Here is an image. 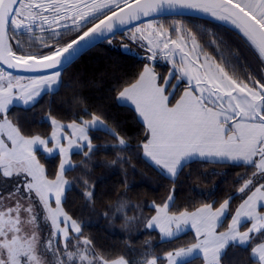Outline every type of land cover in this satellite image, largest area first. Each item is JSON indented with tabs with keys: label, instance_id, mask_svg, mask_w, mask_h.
Here are the masks:
<instances>
[{
	"label": "snow or ice",
	"instance_id": "6c2138e0",
	"mask_svg": "<svg viewBox=\"0 0 264 264\" xmlns=\"http://www.w3.org/2000/svg\"><path fill=\"white\" fill-rule=\"evenodd\" d=\"M165 10L197 12L230 25L248 55L264 70V0H0V66L46 73L26 79L0 68V176L20 178L8 193L15 204L4 205L0 195V264H130L124 256L109 259L96 250L94 242L82 236L81 225L62 207L70 186L65 173L73 167L72 150L87 148L85 157L95 150L89 129L102 128L117 141L113 147L118 149L126 147L125 139L104 128L105 121L95 113L66 126L52 119L50 137H29L9 119L8 112L14 102L29 105L44 89L51 91L58 85L59 69L82 42ZM173 29L174 37L172 30L151 20L129 29V39L140 42L149 53L146 59L153 62L146 63L117 96L118 101L134 106L143 121V156L173 178L186 161L195 158L254 170L251 177L240 176L237 181H242L238 188L242 202L225 231L217 229L226 218L232 196L217 208L205 203L195 211L177 214L169 211L174 201L170 194L163 205H154L155 215L146 226L159 229L162 239L176 238L183 226L190 225L194 231L193 243L166 253L167 264H190L187 258L197 254L203 264H222L229 246H247L255 234L262 240L251 247L250 259L252 264H264V182L256 180L264 179V80L251 72L246 78L237 74L239 49L232 52L214 36L217 50L228 52V58L222 54L217 60L204 50L194 30L181 24ZM69 34L75 38L60 43ZM25 36L29 46H41L39 55L14 50L12 41L23 48L19 37ZM158 57L171 65L163 83L154 70ZM181 83L183 92L173 103ZM38 148L48 155L58 153L54 179L37 159ZM84 194L89 200L93 197L92 191ZM38 207L43 208L44 222L50 227L47 237L39 231ZM245 222L250 226L241 231ZM141 264H158V258L152 256Z\"/></svg>",
	"mask_w": 264,
	"mask_h": 264
},
{
	"label": "trees",
	"instance_id": "16d2710c",
	"mask_svg": "<svg viewBox=\"0 0 264 264\" xmlns=\"http://www.w3.org/2000/svg\"><path fill=\"white\" fill-rule=\"evenodd\" d=\"M192 19L204 23V30L194 31L200 43L206 46L205 51L217 60L222 54L228 58V52L218 51L212 43L215 36L217 40L226 42L232 52L239 49L240 59L235 69L238 75L246 78L251 72L264 80V70L248 55L236 33L214 22ZM130 34L126 30L85 51L61 72L56 90L44 93L29 107L10 108L8 117L18 125L23 135L46 138L52 119L61 123L79 122L90 119L95 113L105 121L109 132H116L124 138L126 147L118 149L113 147L117 144L113 136L102 129H89L95 150L90 157L84 155L87 148L72 155L73 167L65 173L70 186L65 192L62 207L81 225L82 236L90 238L95 249L102 250L109 259L124 256L130 264H141L142 260L155 256L158 264H167L164 259L166 253L190 245L195 235L187 231L176 238L161 240L156 230L146 226L155 212L154 205H163L172 194L174 201L169 211L178 214L184 210H195L205 203L216 208L232 196L228 215L217 229L218 232L225 231L232 214L242 202L238 193L242 181H237L240 176L251 177L254 169L235 166L231 162L193 160L185 163L176 178L171 179L145 160L141 148L145 139L144 125L131 107L117 102L116 96L123 87L134 82L146 60L109 45L111 41L134 46L135 43L129 39ZM19 39L24 44L23 48L12 41L18 54H40L36 45L29 46L26 36ZM155 67L164 69L161 65ZM37 159L44 166L46 175L54 179L58 157H45L37 152ZM3 178L0 176L1 181ZM256 180L264 182L260 177ZM86 190L93 192L91 200L85 196ZM246 228L247 223L241 230ZM261 240V236L255 234L247 246H229L222 264H252L251 247ZM188 261L190 264H203L199 256Z\"/></svg>",
	"mask_w": 264,
	"mask_h": 264
},
{
	"label": "rangeland",
	"instance_id": "374dc122",
	"mask_svg": "<svg viewBox=\"0 0 264 264\" xmlns=\"http://www.w3.org/2000/svg\"><path fill=\"white\" fill-rule=\"evenodd\" d=\"M154 22H156L157 24H163L166 28H169L170 30H172V35H173V37L175 36V32H174V29H173V26L175 25V24H181V25H183V26H185V27H187V28H189V29H192V30H194V29H198V31H201V30H204V23H201V22H199V21H197V20H192L191 19V21H187V23L186 22H184V20H181V21H179V20H172V19H156V20H153ZM147 23V22H146ZM145 24V23H144ZM143 25V24H142ZM130 36V35H129ZM28 39V38H27ZM132 41V40H131ZM109 45L110 46H112L113 48H116V49H119V50H122V51H124V52H128V53H131V54H133V55H135V56H138V57H143L145 60H146V63H153V62H150V61H148L147 59H146V57H147V55L149 54V53H147L146 51H145V48L144 47H141V44H140V42H136L135 43V45L134 46H128V45H126L127 47H125V46H123V45H120V44H115V43H110L109 42ZM145 63V64H146ZM157 65H161L162 67L164 66V69H159V68H156L155 66H157ZM145 66V65H144ZM170 68H171V65H169V64H167L165 61H163L162 59H160L159 57L157 58V60L154 62V70H155V72L158 74V76H159V78H160V82L161 83H163V80H164V78L168 75V73H169V70H170ZM172 83L173 84H175L176 83V80L175 79H173L172 80ZM180 85H182V86H184V84L183 83H181ZM183 89L184 88H181V89H177V91H176V96H175V98L173 99V103L175 102V99H178L179 98V95L183 92ZM169 91H171V89L169 88ZM119 93V92H118ZM118 93H117V96H118ZM117 96H116V100H117ZM117 102L119 103V104H122V105H127V106H129V107H131L134 111H135V108H134V106H132V105H130L129 103H127V102H123V101H118L117 100ZM136 112V111H135ZM137 114V113H136ZM137 116H138V114H137ZM138 118L140 119V121L143 123V121L141 120V118L138 116ZM142 154H143V150H142ZM144 157V156H143ZM145 158V157H144ZM145 160L146 161H148L147 160V158H145ZM193 160H205V159H200V158H195V159H192V160H189V161H186L185 163H187V162H190V161H193ZM152 166H154L156 169H158L160 172H162L165 176H167L168 178H171V179H175V178H173V177H170V176H168L167 174H165L164 172H163V170L162 169H159V168H157L155 165H153L150 161H148ZM232 163V162H231ZM179 171V170H178ZM178 174V173H177ZM177 176V175H176ZM2 177V176H1ZM20 178L19 177H16V176H13V177H4L3 179H2V181L0 180V195H2L3 197H4V201H3V203H4V205H6V206H10V205H13V204H15V202H16V200H15V198H12V199H9L8 198V193L9 192H11L13 189H14V187H15V185H16V181H18ZM39 202L37 201V204H38ZM201 207V206H200ZM219 207V206H218ZM199 208V207H198ZM217 208V207H216ZM197 209V208H196ZM195 209V210H196ZM195 210H192V211H195ZM38 211H39V213H40V215H39V217H38V223H39V231L41 232V235L43 236V237H47V235H48V233L50 232V227H49V225H47V224H45V222H44V219H43V208L42 207H38ZM234 213H235V211H234ZM234 213L232 214V215H234ZM153 215H155V212H154V214ZM228 215V213L226 214V216ZM224 220V219H223ZM231 222V218H230V221L228 222V223H230ZM184 227V231H182L178 236H180V235H182L183 233H185V232H187V230H190L191 229V227H190V225H188V226H183ZM148 228V227H147ZM148 229H151V230H156L158 233H159V236H160V238H161V234H160V232H159V229H156V228H148ZM194 234V233H193ZM161 240H170V239H167V238H161Z\"/></svg>",
	"mask_w": 264,
	"mask_h": 264
},
{
	"label": "water",
	"instance_id": "95a60500",
	"mask_svg": "<svg viewBox=\"0 0 264 264\" xmlns=\"http://www.w3.org/2000/svg\"><path fill=\"white\" fill-rule=\"evenodd\" d=\"M173 16L189 17V18H195V19H199V20L214 22V23L221 25V26L225 27L226 29L237 34L236 30L232 29L230 25H226V24H223L222 22L215 21V20L211 19L210 17L204 16L201 13L187 11V10H178L175 12L165 10L164 12L156 13L151 17H142L140 21L133 22V24H131V25L117 26V28L114 29V31L112 33H108L105 36H97V37L92 38L89 41L82 42L80 47H79V50L73 55V57L71 58V60L69 62L65 63L59 69V71L62 72L63 70H65L70 64H72L85 51L89 50L90 48H92V47H94L100 43H103V42L111 39L112 37H114L116 35H119V34L125 32L126 30H129L130 28H133L135 26H139L143 23L148 22L149 20L152 21V20H156V19H162V18L173 17ZM0 68H3V70H6V71L12 72V74L15 76H23L25 78L46 74V73L16 71L13 69H7L6 66H0Z\"/></svg>",
	"mask_w": 264,
	"mask_h": 264
},
{
	"label": "crops",
	"instance_id": "0c3cea01",
	"mask_svg": "<svg viewBox=\"0 0 264 264\" xmlns=\"http://www.w3.org/2000/svg\"><path fill=\"white\" fill-rule=\"evenodd\" d=\"M26 79H27V78H26ZM59 83H60V82H59ZM58 86H59V84L53 86V88H52L51 91H49L48 89H44V90L41 92V95H43L44 93L52 92V91L56 90V89L58 88ZM41 95H40V96H41ZM40 96H39V97H40ZM39 97H37V99H38ZM37 99H36V100H37ZM33 103H34V102H33ZM33 103H31V104H29V105H24L23 102H14L13 105L10 106V108H12V107H14V106L29 107V106H31ZM10 108H9V109H10ZM60 123H61V122H60ZM70 123H71V122H70ZM50 124H51V121H50ZM61 124H63V125L66 126L68 123H61ZM103 127L106 128V125L104 124ZM95 129H102V128H95ZM51 132H52V124H51V130H50V133H49V135H48L46 138L50 137ZM49 147H51V144H49ZM37 152L41 153V154L44 155L45 157H53V156H57V157H58V167H57V170H58V168H59V162H60V157H59L58 153H54L53 155H48L47 153H45V152L43 151L42 148H38ZM80 152H82V151H79V150H77V149H73V150H72V155H74V154H76V153H80ZM72 155H71V160H72ZM72 165H73V163H72ZM70 169H71V168H70ZM70 169H69V170H70ZM66 172H67V171H66ZM65 179H66V178H65ZM65 192H66V191H65ZM64 196H65V194H64ZM63 200H64V197H63V199H62V202H63ZM51 204H52V207H55V199H54V197L52 198ZM245 223H247V227L250 226V222H245ZM245 223H244V224H245ZM245 230H246V229H245ZM187 231H190V232L194 233V231H193L192 229L187 230ZM241 231H242V230H241ZM73 234H74V233H73ZM74 235H75V234H74ZM194 235H195V233H194ZM198 256L202 258V256H200V255L197 254V255H194L193 257H189V258H187V260L192 259V258H195V257H198Z\"/></svg>",
	"mask_w": 264,
	"mask_h": 264
},
{
	"label": "flooded vegetation",
	"instance_id": "af4514ba",
	"mask_svg": "<svg viewBox=\"0 0 264 264\" xmlns=\"http://www.w3.org/2000/svg\"><path fill=\"white\" fill-rule=\"evenodd\" d=\"M168 18L172 19V20H179V21L184 20V22H186V23H187V21H191V19H192L189 17H180V16L167 17V18H163V19H168ZM72 38H75V34L64 35L60 38V43H66L69 39H72ZM36 47L40 49L41 46L36 45ZM47 51H48L47 49H43V52H47Z\"/></svg>",
	"mask_w": 264,
	"mask_h": 264
}]
</instances>
